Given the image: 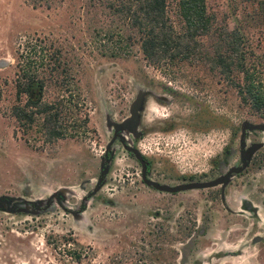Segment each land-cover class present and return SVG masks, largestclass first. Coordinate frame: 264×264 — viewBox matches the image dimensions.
I'll return each mask as SVG.
<instances>
[{"label": "rangeland", "instance_id": "374dc122", "mask_svg": "<svg viewBox=\"0 0 264 264\" xmlns=\"http://www.w3.org/2000/svg\"><path fill=\"white\" fill-rule=\"evenodd\" d=\"M262 1L208 0L218 20L241 30L247 64L261 78ZM91 5L0 0V194L64 195L62 206L41 213L0 212V227L16 225L10 238L27 249L16 245L25 249L15 253L17 264H264V144L247 170L227 182L224 204L216 187L168 194L147 186L139 161L120 140L106 155L113 137L107 120L127 118L140 93L148 107L140 110L138 130L147 131L126 137L151 161L149 178L163 184L208 181L237 165L243 123L264 124V116L251 113L237 88L205 64L153 67L136 49L132 57H109L104 31L110 19ZM32 38L42 41L45 53L57 48L73 67L84 104L71 121L72 137L43 142L24 135L11 115L17 52ZM163 90L174 93L165 104L153 98ZM55 95L56 87H48L46 99ZM246 131L244 143H264V130ZM105 165L108 172L93 192Z\"/></svg>", "mask_w": 264, "mask_h": 264}, {"label": "trees", "instance_id": "16d2710c", "mask_svg": "<svg viewBox=\"0 0 264 264\" xmlns=\"http://www.w3.org/2000/svg\"><path fill=\"white\" fill-rule=\"evenodd\" d=\"M26 1L39 7L52 0ZM85 1L110 19L104 31L111 44L109 57H132L136 49L153 67L205 64L237 88L239 100L251 113L264 116V77L256 76L247 64L244 35L225 18L218 20L208 0ZM45 51L42 41L32 38L17 52V102L10 112L24 135L51 143L74 135L71 121L82 112L84 98L62 52ZM52 85L56 95L50 101L45 94Z\"/></svg>", "mask_w": 264, "mask_h": 264}, {"label": "water", "instance_id": "95a60500", "mask_svg": "<svg viewBox=\"0 0 264 264\" xmlns=\"http://www.w3.org/2000/svg\"><path fill=\"white\" fill-rule=\"evenodd\" d=\"M3 65V64H2ZM144 99V93H140L137 95L136 99L133 101L130 107V115L123 119L120 122H114L111 120H107V125L110 128H113V137L109 141L106 149V155L108 154V150L110 145L116 138H119L120 142L122 143L123 147L127 152L133 155L140 163L142 168V180L143 182L151 186L157 191L160 192H167V193H178L182 191H188L193 189H206L221 185L222 190V200H224L223 189L227 182L230 180L231 176L234 174L240 173L251 160L252 155L263 146V142L253 143L251 146L245 149L243 156V163L240 166H232L224 175L218 176L214 179L208 181H190V182H183L174 185L163 184L157 181H154L146 176V164L147 161L144 159L142 153L134 147L129 140L127 139L126 135L131 134L134 138L140 136V131L138 130L139 127V120H140V110L142 108ZM246 129L253 130V129H262L264 130V124H251L249 122H244L242 125V132L240 136V145L244 146V135ZM109 159L107 160V162ZM104 160L101 163V167L103 165ZM108 172V165H105L104 168L100 171V177L98 179L97 185L93 192H96L100 185L102 184V180ZM260 240V237H256L253 241L257 242Z\"/></svg>", "mask_w": 264, "mask_h": 264}, {"label": "flooded vegetation", "instance_id": "af4514ba", "mask_svg": "<svg viewBox=\"0 0 264 264\" xmlns=\"http://www.w3.org/2000/svg\"><path fill=\"white\" fill-rule=\"evenodd\" d=\"M170 93L172 94L173 92H171V91L168 92L167 90H163V92L161 94H153V98L157 102H159L161 104H165L169 101V96H170L169 94ZM148 97H150V96H148ZM142 106H143L142 107V109H143L142 113L144 114L147 107H148V99H146L144 101ZM143 116L144 115H142V122L144 121ZM171 129H173L172 123L168 124L166 126V128H164V131H170ZM241 130H242V128H241ZM146 131H147V127L143 126L141 131H140V134L145 135ZM246 134H247V131H246ZM117 140H119V138H116L113 141V143L110 145V148L112 147L114 142ZM244 140H245V135H244ZM253 143H257V142H251V143H247V144L244 143V146L239 145V163L237 165H234V166H240L243 163V161H242L243 156L242 155H244L245 149L248 148L249 146H251ZM258 150L252 155L251 160L248 162L246 167L240 173L234 174V175L239 176L247 170V168L251 164L254 156L257 154ZM229 152H230V149L226 148L222 151V155L225 156ZM144 159L147 161L146 176L149 178V173L151 170V161L149 159H147L145 156H144ZM217 162L220 163L221 160H219ZM232 166L233 165H229L228 167H226V169L222 172L221 175H224ZM221 175H219V176H221ZM141 179H142V168H141ZM188 182H190V181H188ZM149 187H151V186H149ZM215 187L218 190L219 199H220L221 203L224 204V202H225V189L227 186L225 185L224 189H223L224 200H222L221 185H218ZM215 187H211V188H215ZM158 192H160V191H158ZM182 192H184V191H182ZM161 193H167V192H161ZM178 193H180V192H178ZM168 194H176V193H168ZM55 203L62 206L64 204V195H61L60 193H53V194L49 195L48 197H46L45 199H41V198H39V199H28L25 197H14V196L6 195V194H0V212L6 213V214H11V215H16V214L27 215V214L41 213L42 211H45V210L49 209L50 207H52ZM84 206H85L84 204L81 205V207L79 209L80 211H78V212H82L85 209ZM15 227H16V225H12V224H1V227H0V264H17L15 253L24 254V252H25L26 247L23 245L22 242L17 243L16 241H13L14 239L12 240L10 238L13 236L10 232H13ZM15 243H17V244H15ZM16 245H21L25 249L17 248ZM10 248H12V249H10ZM11 252L14 253V257H12L13 255L11 254Z\"/></svg>", "mask_w": 264, "mask_h": 264}]
</instances>
